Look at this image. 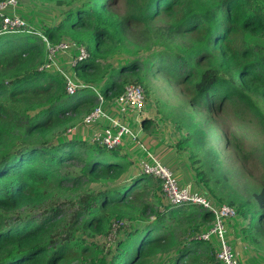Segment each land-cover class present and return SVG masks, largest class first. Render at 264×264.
<instances>
[{
    "label": "trees",
    "instance_id": "trees-1",
    "mask_svg": "<svg viewBox=\"0 0 264 264\" xmlns=\"http://www.w3.org/2000/svg\"><path fill=\"white\" fill-rule=\"evenodd\" d=\"M54 2L70 10L43 35L56 44L66 34L85 46L89 58L78 64L76 75L92 85L101 82V94L109 105L129 84L141 85L148 94L139 79L116 81L148 70L188 98L196 118L189 116L184 128L192 134L177 147L193 140L206 146L207 157L200 162L211 174L216 173L212 159L217 161L220 153L208 138L217 140L225 133L222 150L241 162L250 180L245 179L246 195L232 188L226 192V204L244 222L239 230L244 241L261 248L264 0ZM158 20L163 27L150 28ZM129 37L135 43V51L130 53L134 59L117 69L108 63L103 72L98 60L106 61L119 43H131ZM141 38L152 41L141 47ZM175 38L186 43L176 48L170 43ZM155 40L161 49L140 61L136 56L143 52L139 51L149 49ZM44 56L46 48L40 37L29 33L0 36V264H157L172 253V264H221L209 243L193 239L212 223V213L194 206H164L160 183L150 176L137 175L122 189L110 191L108 184L115 183L128 167L127 157L119 149L75 140L77 132L66 134L96 106L97 97L89 89L66 95L58 73L38 70L46 61ZM109 71L113 73L107 77ZM81 116L72 124L74 117ZM236 119L244 123L243 128L231 130L230 123ZM148 123L144 120L142 125ZM246 125L259 131L252 134L253 140L246 135ZM78 163L81 165L75 166ZM220 176L217 173L201 180L209 188L214 180L216 185L220 183ZM65 183L77 193L61 201L55 190ZM250 183H256V188ZM83 184L88 187L82 189ZM92 185L103 189L95 193L89 189ZM151 215L155 219L144 228L131 230L126 224L146 222ZM179 230L181 237L177 238ZM111 233L117 239L113 251L106 242L104 246L94 242Z\"/></svg>",
    "mask_w": 264,
    "mask_h": 264
},
{
    "label": "rangeland",
    "instance_id": "rangeland-1",
    "mask_svg": "<svg viewBox=\"0 0 264 264\" xmlns=\"http://www.w3.org/2000/svg\"><path fill=\"white\" fill-rule=\"evenodd\" d=\"M23 4L27 6L23 9V11L26 12V15H28V23L30 24L31 22H33L35 24L36 31L40 32L42 35L46 29L53 28L58 23H60L64 19L65 13L69 12L70 10L69 7L58 6L54 2V0H23ZM163 25V22L161 20H158L154 22V24H152L150 28L154 29L163 27ZM81 35H77L76 38H80ZM87 37V34H85L84 38ZM128 40L131 41V43L124 41L122 43H119L113 51H110V55L107 57L106 61L105 59L98 60V63H100L103 72L107 71L105 65L108 63H110L109 65L111 67L113 66L114 69H117L118 67H120L121 63L134 59L135 55H132L130 53H134L135 43L130 37L128 38ZM151 41L152 39L147 41L144 38H141L140 45L141 47H145V45L150 44ZM62 42L74 47L81 46L85 48V46L76 43L75 41H73L72 37L66 34L62 35L60 41L57 43ZM170 43H172V45H174L176 48H179L180 45H184L186 41L181 38H175ZM122 48L123 50L121 52ZM159 49H161V46L159 45V42L155 40L149 46V49L139 51L143 53H139L136 57L140 61H146L150 55L156 53V51H159ZM74 58V51L68 54H61L56 59L57 67L60 70H50V72H56L62 77L64 81V90L65 78L62 72L69 77L75 76L76 80L81 83L79 85L86 86L84 90L89 89L93 92L96 91L101 94V82L97 83L98 85H92L81 81L80 78L77 77L76 70L71 68V62ZM44 59H46V56H44ZM150 72L151 71L145 70L144 72H140L137 75H128L121 79L116 78L117 84H121L125 78L133 80L139 79L143 82L142 84L147 89L148 94H146V107L144 109V112L150 118V120H148V124L142 125L140 140L142 142H145L147 146H149L150 151L158 156L168 168L173 170L181 185H190L193 190L202 193L213 204L218 203L227 205V195H225V193L230 191L231 188L235 189L238 193L243 194V196L246 195L245 179H247L248 181L250 180L248 179L247 173L245 172V169L242 166L241 162L238 161L236 157L230 152L222 150L225 133H223L222 135H218L217 140L214 136H209L208 138V142L212 145H215L217 151H219L220 153L219 159H217V161L213 160L210 157L212 159V162L216 165L215 174H211L210 170H208L207 167L202 166V163L200 162V160H203L205 156L207 157V154H205L207 148L206 146L200 147L198 146L197 142L193 140L188 143V145L186 144V146H180L179 148L177 147V144L185 140L187 138L186 135L190 133L188 132L189 129L187 127L184 128L185 123H188L189 121V116H191L192 118H196V116L192 115L193 111L192 108L189 107V104L187 102L188 98H185L180 93V91L176 87L172 86L166 79L154 72L150 74ZM112 73L113 71H109L107 77ZM229 110L230 106H227L225 111L228 112ZM82 116L80 118L74 117L75 121L72 124L77 123L82 118ZM236 120L231 121V130L237 129L239 126L243 128L242 124L244 123L240 120ZM128 122L133 125L134 119L129 117ZM246 127V135H248V137L253 140L254 138L252 134L256 132L258 133L259 131L252 126L248 128V126L246 125ZM219 129L223 131L222 126H219ZM81 138L83 141H87L86 133L84 131H78L74 135L75 140ZM192 143L194 145H192ZM120 151L122 155H126L127 160L125 161V163L128 167L126 168L124 174L118 180H116L115 183L108 184L110 191L122 189L121 187L127 185L128 180L139 175L136 166L139 153L135 149V147L129 145L122 148ZM103 157H106V155L102 156L101 158ZM71 164H73V162ZM80 165V163L75 164V166ZM70 172H72V169H70ZM200 172L202 173L201 176H199L198 174ZM217 173L221 174V176L219 177L220 183L216 185L214 180L209 183V188H206L201 178H203L204 176L214 177ZM254 184L256 183H250L249 185L253 186ZM254 186L256 188V185ZM86 187H88V185L85 186V184H83L82 189H85ZM89 189L97 193L99 191H102L103 188L98 185H92L89 186ZM75 192L77 193V190L73 191V189L71 188V184L65 183L59 189L55 190V195L61 201H63L72 197L74 194H76ZM220 199H222V201ZM151 201H154V199L151 198ZM161 201L164 206L167 205V202L164 200V198H162ZM163 209V207L158 208L159 212H163ZM154 219L155 217L151 215L146 220V222H133L126 224L131 225V230H133L134 228H144L147 223L152 222ZM228 225V231L230 232L229 240L233 248L239 254V263L264 264V242L260 245L261 248H253L252 245L245 242L239 231L242 227H244V222L239 219V217H237L235 221L229 222ZM112 227L114 228L115 226L113 225ZM207 227H202L200 231L202 232ZM190 232L191 230H188L187 235ZM180 233V230L176 232L177 238L181 237ZM138 234H140V238L142 236L141 232ZM115 239L116 238L114 233H111L107 239L106 237H98L94 239V242L98 246H104V243L106 242L108 249H110V251H113V243ZM174 255L175 254L172 253L160 258L157 264H172V262L174 261Z\"/></svg>",
    "mask_w": 264,
    "mask_h": 264
},
{
    "label": "built area",
    "instance_id": "built-area-1",
    "mask_svg": "<svg viewBox=\"0 0 264 264\" xmlns=\"http://www.w3.org/2000/svg\"><path fill=\"white\" fill-rule=\"evenodd\" d=\"M26 7L23 0H0V36L29 33L40 37L46 48V61L39 67L40 72L60 70L56 59L61 54L74 51L72 69H76L78 64L88 58L85 48L74 47L64 42L51 43L46 36L36 31L35 24L28 23V15L23 11ZM62 74L65 78L66 95L73 96L86 88L84 85H79L81 83L75 76L69 77L63 72ZM95 94L96 106L82 118L80 123L69 128L66 134L84 131L88 143L107 150H121L129 145L134 146L139 153L136 162L139 175L150 176L160 183L162 196L170 209L194 206L213 214L212 223L193 239L209 243L215 250V259L221 264H240L239 254L231 245L228 231V223L237 218L236 211L228 205L213 204L206 196L193 190L188 184L181 185L173 170L168 168L150 151L149 146L140 140L142 122L150 120L144 112L145 89L137 84L128 85L111 105L99 92L95 91ZM129 117L134 119L133 125L128 122Z\"/></svg>",
    "mask_w": 264,
    "mask_h": 264
}]
</instances>
